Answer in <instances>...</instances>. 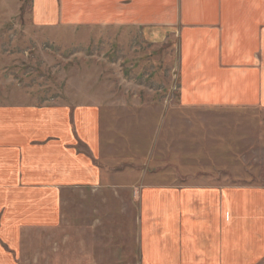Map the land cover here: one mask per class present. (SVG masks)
Wrapping results in <instances>:
<instances>
[{
    "label": "rangeland",
    "instance_id": "1",
    "mask_svg": "<svg viewBox=\"0 0 264 264\" xmlns=\"http://www.w3.org/2000/svg\"><path fill=\"white\" fill-rule=\"evenodd\" d=\"M52 4L61 21L38 15L49 3L0 0V109H94L107 183L65 189L63 228L26 232L18 264H135L144 187L178 189L184 198L209 186L238 189L239 200L264 195L262 110L186 101L177 37L78 25L70 0ZM240 208L225 206V231L231 209L235 220L244 216ZM75 220L83 221L78 231Z\"/></svg>",
    "mask_w": 264,
    "mask_h": 264
},
{
    "label": "crops",
    "instance_id": "2",
    "mask_svg": "<svg viewBox=\"0 0 264 264\" xmlns=\"http://www.w3.org/2000/svg\"><path fill=\"white\" fill-rule=\"evenodd\" d=\"M54 1L36 0L37 7L51 5L37 8L38 15L46 10L61 21L63 10L54 12ZM70 2L78 25L134 27L152 31L157 41L168 36L182 41L186 101L264 112V0ZM97 120L92 108L0 109V242L8 243H0L2 264L19 263L26 232L63 228L65 189L107 183L97 163ZM145 189L135 264H264L263 194L239 200L238 189L225 193L209 186L184 198L178 189ZM226 205H241L244 216L236 225L231 209L225 231ZM108 216L105 210L100 225ZM75 222L78 231L83 221Z\"/></svg>",
    "mask_w": 264,
    "mask_h": 264
}]
</instances>
